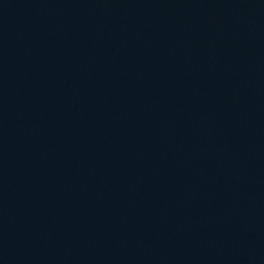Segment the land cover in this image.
Masks as SVG:
<instances>
[{
    "label": "water",
    "instance_id": "obj_1",
    "mask_svg": "<svg viewBox=\"0 0 264 264\" xmlns=\"http://www.w3.org/2000/svg\"><path fill=\"white\" fill-rule=\"evenodd\" d=\"M0 264H264V0H0Z\"/></svg>",
    "mask_w": 264,
    "mask_h": 264
}]
</instances>
